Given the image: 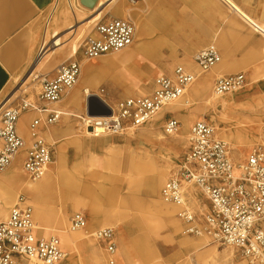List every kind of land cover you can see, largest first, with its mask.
<instances>
[{"label": "rangeland", "instance_id": "obj_1", "mask_svg": "<svg viewBox=\"0 0 264 264\" xmlns=\"http://www.w3.org/2000/svg\"><path fill=\"white\" fill-rule=\"evenodd\" d=\"M233 2L255 22H264V0H233ZM117 5L121 6V11L118 14L114 12V8L105 10L107 3L96 10H89L82 6L80 0H56V4L40 19L44 27V34L34 61L26 73L17 80H12L4 89L0 95V109L23 85L42 48L46 45V48H51L50 50L55 48L51 44L53 41L47 43L53 31L56 30L59 32V37H63V45H69L71 41L77 42L78 45L79 41L91 33L100 20L104 21L114 17L123 18L129 15L136 24L141 21L146 24L148 40L153 42L152 48L141 55L140 62H135L130 66L127 70V76L118 77V81H126V83L136 81V83L129 90H126V88L115 85L109 75L100 74L96 77L94 86L90 89L91 92L103 95L116 108L117 104L124 99L150 94L156 77L172 75L175 68L181 67L196 75L193 85L207 79L205 92L212 96L213 84L216 79L242 73L246 79L245 86L241 90L221 98H233L243 108H247L248 112L256 110L258 115H262L264 111V80L258 77L257 83H251L253 82V70L264 62L261 55L264 35L255 32L253 29L255 26L249 25L243 20L242 16L235 12L227 2L223 0H163L160 3L159 0H155L152 3L148 2L143 7L138 1L131 4L126 0H118ZM62 10L68 15L67 19L62 17ZM99 10H105L101 18L87 27L85 23ZM160 10L167 15L166 18L159 15ZM77 13L81 16L79 17ZM80 27L83 30L77 32ZM136 36L138 38V32H136ZM136 36L133 44L127 50L125 49V52L134 48ZM210 44L216 45L221 60L210 71L201 72L194 63L193 57L195 53ZM121 53L120 51L109 54L90 62L100 66L102 60L111 59ZM75 58L80 62L83 59L78 52ZM64 60L56 61L49 69L37 73L36 78L32 77L25 84V90L20 91L2 109L0 117L5 109L16 105L21 99H25L33 105H42L38 97L42 91V81H51L56 74L57 67ZM193 85L187 88L185 94L173 105L182 103ZM101 90L103 93H100ZM196 103H198L197 99ZM47 106L54 108L53 104ZM73 110L77 112L78 117L62 116L59 123L49 127V130L56 128L57 134H54L51 139L44 137L46 144L52 149L51 161H56L57 155L62 152L69 170L74 167L75 161H78L75 169L77 174L79 173L86 181L97 180L100 182L110 176L116 183L115 186H117L122 199L127 200V202L114 207H104L105 213L104 216H101L100 222L90 224L86 202L69 201L66 206L61 208L55 203L50 193H44L42 205L45 212L49 214L61 211L64 215V222H55L51 219L40 218L39 211L36 212L32 199L24 194L21 198L24 200V206H29L32 209L33 222L38 234L44 238L59 237L61 248L66 254V262L63 264H90L93 255L98 257L101 264H108V258L103 247L90 237L95 231L106 228L113 229L115 232L117 250L113 256V264H250L240 253L230 247L226 248L234 252L232 259L215 256L211 252L213 246L223 245L214 239L205 235L185 234L183 225L176 217L178 208L165 204L160 198L161 188L170 176L166 175L162 178L156 195L149 196L145 193L144 180L153 176L156 169L164 167L172 148L170 145L161 144L158 141H154L152 145H142L133 141L131 135L155 129L171 141L176 133L178 135L185 128L183 118L189 116L191 120L186 127L185 135L187 137H184L178 146L176 158L171 161L178 168L174 175L176 177L181 172L179 166L183 163L187 151L189 131L194 123L203 121L212 125L223 141L231 148L232 157L236 161L242 162L251 148L258 142L257 138L259 139L261 136L264 116L256 117L260 119L261 124L256 140L245 143L242 140L237 142V140L225 138L224 136H227L228 133L225 132L226 125L220 120V108L217 107L214 110L212 106L205 104L183 107L180 112H166L159 117V120H157V116L153 121L140 128L103 138L87 137L83 123L86 113V99L83 111ZM33 117L35 114H32L30 119ZM169 118L179 123V128L173 135H166L164 131V124ZM20 136L28 146L29 137L27 139L21 134ZM78 138L80 142L76 141ZM24 156L25 151L21 165H23ZM11 163L4 171L0 172V175L9 169ZM28 180L30 182L39 181H31L29 178ZM193 190L196 191L197 189L194 188ZM196 192L197 194L194 192L195 197L199 198L203 202L202 205L206 206L207 203L203 200L202 195L198 191ZM155 201H160L165 206L166 212L173 216L176 226H168L158 218L153 208ZM14 204L15 202L7 209V216ZM77 212L85 215L86 225L82 230H71L69 220ZM64 233L75 236V243L71 247L66 246L63 238ZM128 254L130 257L126 260L125 257Z\"/></svg>", "mask_w": 264, "mask_h": 264}, {"label": "built area", "instance_id": "obj_2", "mask_svg": "<svg viewBox=\"0 0 264 264\" xmlns=\"http://www.w3.org/2000/svg\"><path fill=\"white\" fill-rule=\"evenodd\" d=\"M126 1L135 4L137 0ZM135 30V23L129 15L100 20L91 33L79 41L77 52L83 59H97L120 52L133 44ZM255 32L264 35L259 29ZM193 60L201 72H208L220 62L221 55L216 45L210 44L195 53ZM79 74L80 61L74 55L57 67L51 81H42V91L38 96L42 105L21 99L3 111L0 117V172L9 166L19 151L24 150L22 167L25 175L31 181L43 176L52 160V149L46 144L43 132L59 123L64 116L47 105L60 102L76 84ZM195 79L196 75L177 67L172 75L156 77L150 94L124 99L115 109L106 103L112 110V116L102 117V121L84 118V127L86 131L104 136L140 128L179 100ZM245 82L242 73L220 77L214 81L213 94L222 97L237 92ZM26 112L36 114L27 124L28 146L17 129L19 117ZM178 128L179 123L172 118L164 124L166 135L175 134ZM180 168L179 175L165 181L160 198L165 204L178 208L176 217L185 234L205 235L235 249L250 264H263L264 124L259 143L238 163L232 157L229 145L216 137L212 125L203 121L194 123ZM194 188L202 195L206 206L195 197L194 192H197ZM69 223L71 230H82L86 217L81 212L74 213ZM90 237L103 247L108 264H113L117 250L114 230L99 229ZM65 262L66 254L59 237L40 236L34 226L31 207L24 206V200L20 198L7 219L0 221V264Z\"/></svg>", "mask_w": 264, "mask_h": 264}, {"label": "bare ground", "instance_id": "obj_3", "mask_svg": "<svg viewBox=\"0 0 264 264\" xmlns=\"http://www.w3.org/2000/svg\"><path fill=\"white\" fill-rule=\"evenodd\" d=\"M227 2L235 12L239 13L242 16L243 20H245L249 25H255L256 29L261 30L264 32V22H258L253 19L237 5L233 2V0H223ZM107 3L105 10L113 9L115 13H120L121 6L117 5L118 0H100L98 5L96 6L95 10ZM105 10H99L96 14H94L88 21L85 23L87 27H90L96 21H98ZM62 17L65 19L68 18L66 12L63 10L61 11ZM77 15L80 17L77 13ZM135 23V22H134ZM146 24L142 21L138 24L135 23L136 32H138V38L136 36V40L134 43V48L128 52L127 50H122L121 54L113 57L111 59H104L102 60L100 66L92 64L90 61L94 59H82L80 62V74L76 84L72 87L70 91H67L66 96L60 102L55 103V109H57L60 113H62L66 117H78L79 115L73 109H78L83 111L85 108V99L87 95H98L101 100L107 103L113 109L114 106L110 104L108 100L103 95L91 92L90 89L94 86L95 79L100 74H107L109 75L114 84L117 86H121L122 88H126L129 90L130 87L134 86L136 81L133 82H121L118 81L119 76H127V70H129L132 64L135 62H140V57L143 55L144 52L149 51L152 46L153 42L148 40L147 35V28ZM254 29L255 31H257ZM83 28H79L77 32H81ZM140 39H143L147 42L146 46L143 49H139L138 43L141 42ZM53 47V50H50L46 46H44L37 56V60L28 75L25 79L23 85L15 92L9 100L5 103V105L0 109V113L2 109L12 100L20 91L25 90V84L30 81L32 77H37V73L41 72L42 70L49 69L50 66L56 63V61L60 59H68L73 57L77 54L78 45L77 42L71 41L69 45H63V37H59V32L56 30L50 34L48 39ZM150 42V43H149ZM137 47V49H136ZM50 50V52H48ZM48 52V53H47ZM262 59H264V46L261 52ZM253 78L252 83H257L258 77L264 80V62L262 65H258L253 70ZM260 75V76H259ZM249 84V85H251ZM193 85V84H192ZM206 87H207V79H203L202 81L194 84L192 88L186 94L184 101L182 103H178L173 105L170 104L164 110L165 112H161L157 118L161 115H164L166 112H180L182 111L183 107H188L196 104H205L212 106V108H220L219 116L220 120L226 125L227 136H222L227 139L242 140L245 143H251L256 140V136L260 131V119L256 117L264 116V111L262 115H258L256 110H252L248 112L247 108H243L241 104H238L233 98L223 99L221 97H216L212 93V96L206 94ZM227 95V94H226ZM225 96V95H224ZM223 97V96H222ZM196 99L198 103H196ZM178 101V100H177ZM176 101V102H177ZM175 102V103H176ZM61 108H64L61 110ZM156 116V117H157ZM32 117V112H26L21 114L18 119V132L28 139V131H27V124ZM102 117L96 116H88L85 113V120L88 121H102ZM191 118L185 117L183 118L184 129L177 135L175 134L174 139L169 141L159 132L154 130H149L147 132H142L140 134H132L131 139L136 141L142 145H152L154 141H158L161 144H168L172 148V152L168 155V159L166 160V164L164 167L156 169L155 174L153 176L147 178L143 182V187L145 193L149 196L156 195L158 193V187L161 184V180L164 176H170V178L174 177L175 173L178 171V168L175 167L174 164L171 163L177 156L178 146L184 140V137H187L186 134V127L190 122ZM215 135L218 139H223L220 137L219 133H217L216 129ZM54 134H57L56 128L52 130H46L43 133V136L47 139H51ZM88 138H103L104 135L95 134L90 131H86ZM77 142H80V139H76ZM257 143H259L260 138H257ZM256 143V144H257ZM255 144V145H256ZM24 150H21L13 159L9 169L0 175V221H4L7 219V209L25 194L32 199V202L35 205L36 212L39 211L40 218L44 220H53V221H63L64 222V215L61 211L49 213L47 214L43 208V199L42 196L44 193H50L57 205L59 207H64L68 204L69 201H83L87 204L88 214L90 224H96L100 222L101 216H104V207H114L118 206L121 203H124L127 200L122 199L117 186H115L114 180L107 176L105 179H102L100 182L96 181H86L75 169L78 161H75L74 167L69 170L65 163V156L61 152L57 155L56 161H51L46 167V173L43 174L41 179L37 182H30L26 177L23 167L21 165V160L23 157ZM235 160V159H234ZM236 161V160H235ZM241 163L239 161H236ZM52 165V166H51ZM180 167V166H179ZM133 200V199H132ZM17 202V203H18ZM14 204V205H15ZM153 208L158 215V218L162 220L164 223L169 225L176 226V222L173 219V216L166 212V208L160 201H155L153 203ZM161 215V216H160ZM38 216V217H39ZM91 236V235H90ZM75 236L74 235H67L64 233V240L67 247H71L75 243ZM126 244V243H125ZM223 245V244H222ZM127 247V244H126ZM227 246H213L211 252L221 258L232 259L234 257V252L232 250H228ZM198 248V247H197ZM130 254L126 255L125 259L128 260ZM213 263L215 261L213 260ZM90 264H101L98 257L93 255L91 257Z\"/></svg>", "mask_w": 264, "mask_h": 264}, {"label": "crops", "instance_id": "obj_4", "mask_svg": "<svg viewBox=\"0 0 264 264\" xmlns=\"http://www.w3.org/2000/svg\"><path fill=\"white\" fill-rule=\"evenodd\" d=\"M99 1L80 0L89 10L95 9ZM137 1L144 7L155 0ZM55 4L56 0H0V95L12 80H17L31 66L44 34L40 19ZM159 15L167 16L161 10ZM140 40L138 48L143 49L147 42Z\"/></svg>", "mask_w": 264, "mask_h": 264}, {"label": "water", "instance_id": "obj_5", "mask_svg": "<svg viewBox=\"0 0 264 264\" xmlns=\"http://www.w3.org/2000/svg\"><path fill=\"white\" fill-rule=\"evenodd\" d=\"M86 114L96 117L112 116L111 108L98 96L89 95L86 97Z\"/></svg>", "mask_w": 264, "mask_h": 264}]
</instances>
